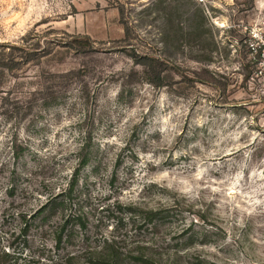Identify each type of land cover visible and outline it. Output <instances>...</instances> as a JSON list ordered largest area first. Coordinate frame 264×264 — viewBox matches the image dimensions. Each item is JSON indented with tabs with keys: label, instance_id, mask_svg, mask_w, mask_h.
Instances as JSON below:
<instances>
[{
	"label": "rangeland",
	"instance_id": "rangeland-1",
	"mask_svg": "<svg viewBox=\"0 0 264 264\" xmlns=\"http://www.w3.org/2000/svg\"><path fill=\"white\" fill-rule=\"evenodd\" d=\"M0 63L11 263L45 264L51 235L32 227L24 249L14 213L64 188L47 223L70 214L91 246L264 264V0H0Z\"/></svg>",
	"mask_w": 264,
	"mask_h": 264
},
{
	"label": "trees",
	"instance_id": "trees-1",
	"mask_svg": "<svg viewBox=\"0 0 264 264\" xmlns=\"http://www.w3.org/2000/svg\"><path fill=\"white\" fill-rule=\"evenodd\" d=\"M74 41L79 46L90 48L93 46L92 40L88 35L74 36ZM252 49L256 51L255 55L259 56L258 53L260 52V48L252 47ZM138 62L140 64H146V61L143 59ZM0 66L5 67L6 65L0 63ZM15 157H17L16 154ZM86 162L87 157H83L76 170H78L79 167H83ZM12 174H15V170H12ZM14 191L15 179H11L6 187L5 193L9 196H13ZM67 191L68 190L63 188L56 193H52L46 198L44 203L30 213L24 210L14 213V216H16L19 221L18 235L16 238L20 237L21 240H23L24 249L29 247V231L32 227H37L38 225L42 233L44 235L50 234L52 239L51 248L43 244L38 254L39 260L43 259L45 264H55V261H57V259H54L55 256H58L60 260L64 261V264H125L126 261L131 264H159L154 257L147 255L141 250L135 251L137 254H133L134 252L124 253L114 238H103L102 245L91 246L88 243L87 237H78L77 231H73V229L69 227V222L73 217L70 214L65 215L64 211H61L58 223L55 225L47 223L48 218L53 215L60 206L64 205L66 199H64L65 197L63 196L66 195ZM149 214L151 218L156 216V212L154 211H150ZM38 222H40V224H38ZM78 242L82 250H72L71 248ZM22 250L14 249L10 252L0 247V264H13L11 262L17 258H25V256H23L24 251ZM63 251H65V255L63 254L61 256L60 253ZM81 257L85 259V263L80 261Z\"/></svg>",
	"mask_w": 264,
	"mask_h": 264
}]
</instances>
